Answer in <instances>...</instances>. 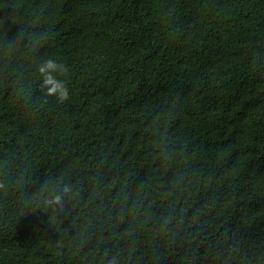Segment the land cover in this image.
<instances>
[{
	"label": "trees",
	"instance_id": "obj_1",
	"mask_svg": "<svg viewBox=\"0 0 264 264\" xmlns=\"http://www.w3.org/2000/svg\"><path fill=\"white\" fill-rule=\"evenodd\" d=\"M0 264H264V0H0Z\"/></svg>",
	"mask_w": 264,
	"mask_h": 264
},
{
	"label": "clouds",
	"instance_id": "obj_2",
	"mask_svg": "<svg viewBox=\"0 0 264 264\" xmlns=\"http://www.w3.org/2000/svg\"><path fill=\"white\" fill-rule=\"evenodd\" d=\"M38 71L42 77L41 88L45 90L47 95L55 96L61 101L68 98V88L62 80L57 78L58 75H62L65 72L63 65L58 64L53 59H48L40 65ZM64 191L67 192L68 189L65 188ZM60 199L59 195L54 197V201L57 203Z\"/></svg>",
	"mask_w": 264,
	"mask_h": 264
}]
</instances>
